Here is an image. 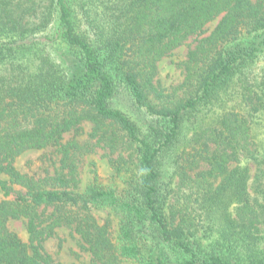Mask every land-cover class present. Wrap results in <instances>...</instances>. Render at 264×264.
Listing matches in <instances>:
<instances>
[{
    "label": "trees",
    "instance_id": "trees-1",
    "mask_svg": "<svg viewBox=\"0 0 264 264\" xmlns=\"http://www.w3.org/2000/svg\"><path fill=\"white\" fill-rule=\"evenodd\" d=\"M191 38L174 97L158 62ZM262 55L264 0H0V264H63L42 245L61 226L93 264H264V66L251 67ZM120 93L147 126L116 106ZM85 123L94 144L64 142ZM98 145L123 187L79 185ZM48 147L59 173L16 167ZM97 209L117 216L115 237Z\"/></svg>",
    "mask_w": 264,
    "mask_h": 264
},
{
    "label": "rangeland",
    "instance_id": "rangeland-1",
    "mask_svg": "<svg viewBox=\"0 0 264 264\" xmlns=\"http://www.w3.org/2000/svg\"><path fill=\"white\" fill-rule=\"evenodd\" d=\"M219 18L207 24V30L202 35H208L216 26ZM201 37V36H200ZM195 45L194 38L189 39L186 43L174 49L171 54L165 56L158 62V74L155 82L161 86L166 92H174V97H179L182 93V84L185 80V70L182 62L187 58L189 49ZM264 58L263 55L252 64V69L260 73L263 71ZM116 106L122 108L139 126L140 128L147 126L148 113L137 109L122 93L116 98ZM144 110V109H143ZM205 111L203 110L202 113ZM92 125L85 123L81 129L65 134L64 142L75 139L81 143H95L96 139L90 136ZM117 157V154H114ZM16 167L23 173L34 175L35 177L51 175L61 171V163L59 154L55 147L44 149H29L22 153L15 161ZM251 179L249 185L253 182V175L256 170V165L249 163ZM126 169L124 175H132L135 173V161L128 160L125 164ZM123 171V170H122ZM122 171L120 173H122ZM66 173L67 170L63 169ZM119 173L111 164L108 152L100 145L95 146L94 150L83 155L79 163V185L83 188L93 179H98L103 184L112 185L115 187L124 186V178L119 177ZM8 179L7 175L1 174L0 179ZM16 188H21L15 185ZM252 190V189H251ZM4 198V193L0 188V200ZM100 223H104L110 218L111 227L116 236L118 230L117 216L112 214L107 209H97L94 211ZM9 229L19 235L21 239L29 242V233L26 227L25 219H12L8 222ZM43 249L54 260L63 264H93L90 251L81 241L80 237L70 228L61 226L54 230L53 234L43 240ZM120 264H139L135 261L123 259Z\"/></svg>",
    "mask_w": 264,
    "mask_h": 264
}]
</instances>
